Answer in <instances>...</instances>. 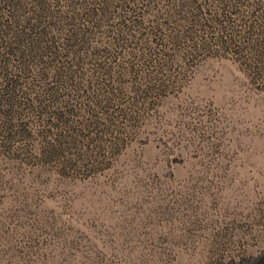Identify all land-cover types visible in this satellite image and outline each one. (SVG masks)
Returning <instances> with one entry per match:
<instances>
[{"label": "rangeland", "instance_id": "1", "mask_svg": "<svg viewBox=\"0 0 264 264\" xmlns=\"http://www.w3.org/2000/svg\"><path fill=\"white\" fill-rule=\"evenodd\" d=\"M0 264H264V0H0Z\"/></svg>", "mask_w": 264, "mask_h": 264}]
</instances>
